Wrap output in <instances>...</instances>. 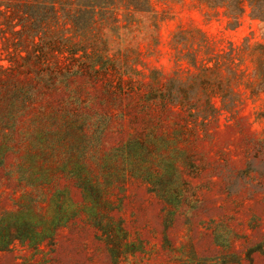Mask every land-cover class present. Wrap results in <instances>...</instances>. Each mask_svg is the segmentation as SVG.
<instances>
[{"label":"rangeland","instance_id":"rangeland-1","mask_svg":"<svg viewBox=\"0 0 264 264\" xmlns=\"http://www.w3.org/2000/svg\"><path fill=\"white\" fill-rule=\"evenodd\" d=\"M250 11L0 0V264H264Z\"/></svg>","mask_w":264,"mask_h":264},{"label":"trees","instance_id":"trees-1","mask_svg":"<svg viewBox=\"0 0 264 264\" xmlns=\"http://www.w3.org/2000/svg\"><path fill=\"white\" fill-rule=\"evenodd\" d=\"M72 1V0H69ZM51 7L55 5L57 0H48ZM239 2V11L243 13L244 11V0H238ZM249 7L251 8L250 15L253 18H259L264 20V0H247ZM5 8H8V5L4 4Z\"/></svg>","mask_w":264,"mask_h":264}]
</instances>
